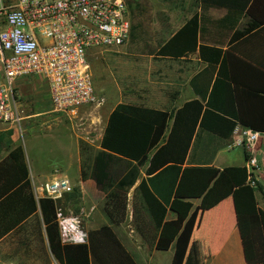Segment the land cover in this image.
Returning a JSON list of instances; mask_svg holds the SVG:
<instances>
[{
    "label": "trees",
    "instance_id": "obj_1",
    "mask_svg": "<svg viewBox=\"0 0 264 264\" xmlns=\"http://www.w3.org/2000/svg\"><path fill=\"white\" fill-rule=\"evenodd\" d=\"M201 2L205 7L225 8L238 15L246 13L254 19L251 31L264 26V0ZM198 35L199 20L195 16L164 44L159 56L181 59L199 52L203 62L220 64L208 101L188 102L175 116L169 111L119 104L110 114L101 151L92 166H88L87 161L82 166V179L91 178L104 192L106 211L115 225L125 222L127 194L141 180L137 192L149 222L135 202L136 229L146 239V234L150 233L148 227L152 225L159 237L144 241L160 252L174 250L171 264H184L200 215L233 198L246 261L264 264V188L261 183L257 181L256 187L248 183L246 166L218 169L187 164L199 129L228 138L241 125L264 135V69L254 67L245 56L238 57L235 52L224 53L199 45ZM245 35V32L236 33L232 43ZM249 100L254 103H248ZM8 134L12 136L13 132ZM4 135H0V151L6 146ZM7 149L8 156L0 161V215L20 217L22 223L12 232L16 236L26 230L25 223L35 222L34 232L21 241L30 254L42 248L45 256L41 264H54L53 260L57 264H92V258L98 264H137L107 226L90 233L86 244H64L57 221V204L50 199L37 200L23 145L9 142ZM249 158L245 151L246 162ZM87 170H91L90 176ZM143 172L146 178H142ZM162 177L170 179L172 200L169 204L150 186L151 180ZM258 194L262 201L258 200ZM197 201L199 206L195 205ZM169 213L176 218L169 220ZM42 223L50 252L46 249Z\"/></svg>",
    "mask_w": 264,
    "mask_h": 264
},
{
    "label": "crops",
    "instance_id": "obj_2",
    "mask_svg": "<svg viewBox=\"0 0 264 264\" xmlns=\"http://www.w3.org/2000/svg\"><path fill=\"white\" fill-rule=\"evenodd\" d=\"M195 16H197L199 20V45L217 48L224 53L227 51L235 52L238 57L245 56L246 60L254 67L264 69V26L251 31L250 28L254 24V19L246 13L238 15V13L230 12L225 8L205 7L201 0H183L180 3L175 2L171 4L167 13L166 22L161 28L162 30L160 34H164L167 37L156 46L155 51L152 53L150 63V68L152 70L151 76H155L153 80H156V85L158 84V86H160L161 83H159V81L166 80L165 96L157 97L154 96V94L150 96L148 104L147 100L143 98L141 101L142 103L133 105L145 106L155 110L169 111L171 115L175 116L176 112L188 102L198 100L206 103L208 101L220 70V64L209 65L208 63L203 62L199 57V52L182 57L181 59L162 58L159 56V51L164 44L170 41ZM129 17L131 20V14H129ZM134 30L135 27L132 25L131 36ZM239 32H245L246 35L232 43V39L236 33ZM38 81L39 78L34 79L32 77L18 80L15 85L16 91L20 92L23 96L27 95L28 92H38ZM250 82L254 84L252 80ZM158 89L160 90L159 87ZM159 92H161V90ZM248 103L253 104L254 100H249ZM114 109L107 114L106 126L110 114ZM23 113L25 116L21 118L22 121L25 119L29 121L27 122V124H29L28 129H30V125H32V127L37 126V133L35 132V134H38L37 137H42L43 140L59 138L57 142H54V146L59 152L63 153L61 158L62 161L59 163L58 170L49 171L46 172L45 175H40L34 172L32 173L29 169L32 184L39 185L56 178H67L71 182L80 181L82 185L87 184L90 179H87V181H83L82 179V158L79 139L77 135L74 136L72 132H70L68 127L63 128L64 117L55 114L53 110H38L32 114H25V111L23 110ZM30 120H32V122ZM244 128L245 127L238 125L236 130L228 138H221L209 131L199 129L193 140L187 164L193 167L214 166L218 169H224L231 166H245V150L243 149H241L244 159L243 163L235 164L224 156V153L232 154L236 152V149L232 148L236 131ZM12 129L14 131L15 126H1L0 134H5ZM32 131H34L33 128ZM260 135L261 137H264L263 134ZM15 136L16 133L14 131L11 136L12 141H14L13 144L17 143ZM64 136L67 137L66 139L68 140V143L60 145V138H63ZM56 143L57 145H55ZM260 149L261 144H257L251 152V155L258 160L259 166L260 163L264 164V156H260ZM100 151L101 147H99V152ZM8 153L9 152H7L4 158L8 156ZM3 159H0V161ZM73 172L79 173L78 179L70 176ZM142 178H146L144 172ZM257 178L264 188V177L257 175ZM140 182L141 180L127 194V218L121 225H115L110 221L106 211V195L104 194L105 205L102 211L98 212V210L93 208V214L86 224L89 238L90 233L97 232L107 226L112 229L116 239L121 241L137 264H140L139 257L136 252H133L129 247L132 240H135L133 245L138 242H144L148 248L153 249V255H150V257H159V261L157 260L156 264L163 263V261L160 260L163 253H171V258L165 262V264H171L174 250L160 252L144 241L157 240L159 232H156L153 226L149 225L148 230L150 233L146 234L145 239L136 229L134 221L135 202L138 203V208L141 209L143 216L149 222L148 216L144 213V210L141 207V195L137 192V187ZM150 186L165 204L171 202L170 179L168 177L151 180ZM155 187L158 188V190H156ZM257 197L259 201H262L261 195L260 199L259 196ZM65 200L56 203L57 209L59 203H64ZM199 204L200 202H195L196 206H199ZM175 218L176 216L173 213L168 214L169 220ZM21 223L20 217L18 216L0 215V250L3 251V244L8 242L10 250H14L17 255L22 252L20 256L21 264H41L42 258L45 256L44 252L41 251L42 248H39V250L33 255L27 251L21 241L26 240L25 237L29 236L32 231L34 232L35 222L29 221L28 223H25L26 230H22L19 235L16 236L14 233L12 234ZM42 231L45 238L44 240H46V249L50 252L47 242L48 238L43 223ZM155 234H157V236H155ZM140 249L141 248H139V251H142V249ZM139 253H141V258L145 257L142 252ZM53 263L57 264L54 260ZM92 264L98 263L92 258ZM184 264H248L245 258L243 241L238 228L237 213L233 198L226 199L217 207L200 215L197 226L191 237Z\"/></svg>",
    "mask_w": 264,
    "mask_h": 264
},
{
    "label": "built area",
    "instance_id": "obj_3",
    "mask_svg": "<svg viewBox=\"0 0 264 264\" xmlns=\"http://www.w3.org/2000/svg\"><path fill=\"white\" fill-rule=\"evenodd\" d=\"M125 0H0V128L18 126L22 118L15 97L18 80L39 78L50 90L53 112L71 122L84 107L104 104L95 91L90 55L118 49L130 39L132 24ZM261 135L249 128L236 131L233 149L250 155L248 183L257 186L260 169L251 155ZM37 200L58 203L74 193L67 178L33 185ZM93 208L78 214L57 209L64 244H86V224Z\"/></svg>",
    "mask_w": 264,
    "mask_h": 264
},
{
    "label": "rangeland",
    "instance_id": "obj_4",
    "mask_svg": "<svg viewBox=\"0 0 264 264\" xmlns=\"http://www.w3.org/2000/svg\"><path fill=\"white\" fill-rule=\"evenodd\" d=\"M125 1L130 9L132 25L135 27L130 40L121 48L94 50L90 55L94 88L96 94L104 99V104L101 107L82 108L74 122L63 118V128L68 127L70 132L74 136L77 135L79 139L82 166L86 161L88 166H92L99 153L101 139L106 128V117L112 109L120 103L140 104L143 98L147 100L148 104L150 96L154 94L157 97L165 96L166 80L159 81L161 85L158 86L156 80H153L155 76H151V56L156 46L167 37L160 33L171 4L180 3L183 0ZM38 84L39 90L35 93L34 91L28 92L23 96L20 92L15 91L22 118L25 116L23 110L25 114H32L38 110H53L48 84L42 79H39ZM158 87L162 93L159 92ZM32 120L30 121L32 122ZM27 122H29L27 119L22 121L20 125L15 126L14 131L16 144H22L25 149L29 169L32 173L40 175L58 170L63 153L57 150L54 142H57L59 138L43 140L42 137H37L38 134H35L37 126L30 125V129H28ZM10 131L14 133L13 129ZM4 136H6V146L4 145V149L0 151V159H3L8 152L7 144L14 142L8 132ZM66 138L65 136L60 138L59 144L68 143ZM258 144H261L260 156H264V137H261ZM242 154L241 149H236L235 153H224V156L235 164H239L244 162ZM87 173L89 176L92 174L91 170H87ZM257 175L264 177V164L260 163ZM70 176L78 179L79 173L73 172ZM88 179L90 180L84 185L80 181L72 182L75 187L74 193L66 196L65 202L58 205V208L62 209L65 214L70 212L78 214L84 207L95 208L98 212L102 211L105 205L104 193L91 178ZM155 189L158 190L156 187ZM258 196L260 199V194ZM131 242L129 247L133 252H136L140 264H156V261H159V257H150L153 255V249L148 248L144 242H138L135 245H133L135 240ZM7 243L3 244V251L0 250V264H21L22 252L17 255L14 250L9 249V243ZM139 248L142 251H139ZM139 252H142L145 257L141 258ZM170 255L171 253H163L160 257V260L163 261L162 264L171 258Z\"/></svg>",
    "mask_w": 264,
    "mask_h": 264
}]
</instances>
